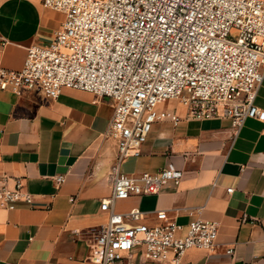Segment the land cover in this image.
<instances>
[{"label": "crops", "instance_id": "0c3cea01", "mask_svg": "<svg viewBox=\"0 0 264 264\" xmlns=\"http://www.w3.org/2000/svg\"><path fill=\"white\" fill-rule=\"evenodd\" d=\"M64 19L43 0H0L2 65L21 69L28 47L51 42ZM255 104L264 110V80ZM167 107L186 114L177 102ZM113 112L112 99L86 90L64 88L50 98L40 88L21 94L0 88V186L13 189L20 179L32 194L14 208L0 205V264H98L89 240L110 217L101 203L112 194L118 155L105 136ZM169 164L184 171L179 184L118 199L114 210L140 213L129 223L218 221L214 248H191L184 261L264 264V121L249 117L238 131L226 118L159 121L141 154L120 169L156 172ZM60 175L65 181L58 184ZM135 256L140 261L139 251Z\"/></svg>", "mask_w": 264, "mask_h": 264}, {"label": "built area", "instance_id": "2783aa9c", "mask_svg": "<svg viewBox=\"0 0 264 264\" xmlns=\"http://www.w3.org/2000/svg\"><path fill=\"white\" fill-rule=\"evenodd\" d=\"M43 4L64 13L61 27L51 42L28 47L21 69L7 68L0 60V88L18 94L40 88L50 98L76 88L114 102L105 136L116 142L118 155L111 169L112 194L101 203L110 217L89 240L90 259L98 264H192L184 261L186 251L212 250L218 221L129 223L140 213L113 208L118 199L156 194L169 182L179 184L184 171L169 164L156 172L126 173L120 166L127 157L141 154L159 121L226 118L235 131L249 117L264 121V110L255 104L264 80V0ZM171 101L184 105V117L167 107ZM56 180L61 184L65 176ZM31 198L20 179L13 189L0 186L2 206L14 208L15 201Z\"/></svg>", "mask_w": 264, "mask_h": 264}]
</instances>
